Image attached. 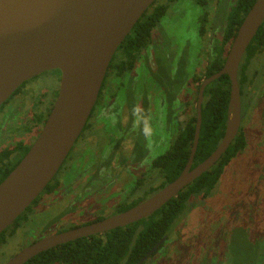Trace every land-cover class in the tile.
<instances>
[{"label":"water","instance_id":"95a60500","mask_svg":"<svg viewBox=\"0 0 264 264\" xmlns=\"http://www.w3.org/2000/svg\"><path fill=\"white\" fill-rule=\"evenodd\" d=\"M156 1L0 0V108L27 81L49 71L60 73L58 94L40 134L0 183V235L53 182L88 123L116 53ZM263 23L264 0H257L239 27L222 69L201 85L191 155L174 181L127 211L44 237L6 264H26L63 244L149 218L211 170L240 132L243 115L239 68ZM224 75L231 82L225 135L216 150L193 168L202 128L204 92ZM169 235L137 264H145Z\"/></svg>","mask_w":264,"mask_h":264},{"label":"rangeland","instance_id":"374dc122","mask_svg":"<svg viewBox=\"0 0 264 264\" xmlns=\"http://www.w3.org/2000/svg\"><path fill=\"white\" fill-rule=\"evenodd\" d=\"M157 1L160 4L166 3L168 6L166 15L156 29L158 33H155V37L159 36L161 49H157L158 45H156L157 48H152V50L160 51L157 55L163 69L159 71L157 78L159 81L165 82L167 89L166 94L163 95L164 103H161L158 95L155 96L157 108L165 106L166 109L160 112L155 110L157 108L154 106L152 107L155 126L153 135L158 143H155L153 138L149 142L150 154L148 158L145 156L146 160L139 166V169H144L149 160L165 154L174 143L176 135L172 131L173 128L170 126V129L167 128L169 120L175 117L173 111L178 108L177 104L173 103V90L176 92L185 87V84L188 85L194 72L198 69L200 76L203 77L208 51H211L216 44L223 40L227 16L235 5V0H209L207 6H201L192 0ZM206 17L208 18L205 25L207 33L203 36L202 20ZM263 61L264 59L261 58L251 68V75L258 72L255 77L256 83L264 78ZM136 72L139 75L137 80L132 76L125 79L137 82L135 92L124 98L125 106L130 108L135 105L136 98H143L144 91L148 87L149 76L143 70H136ZM49 74L43 73L40 77L29 80L19 95L10 99L0 108V129L7 121L16 120L20 114L32 116L31 108L40 99L51 98L50 100L53 101L55 92L59 89L60 73ZM176 78H180L181 81L174 86ZM259 87L264 90V80ZM116 88L115 82L112 92ZM118 96L125 95L118 94ZM181 96L182 101H185L184 91L181 92ZM153 101L155 100L153 99ZM47 103L38 107L37 114L42 112ZM159 103L161 105H158ZM254 104L257 106L249 111L252 113H249L250 116L247 114L246 122V124L248 123L246 132L250 146L226 167L217 187L206 200L199 198L191 200L188 215L180 221L177 233H174L171 236V241L146 264H264V91L254 101ZM100 115V110L96 108L92 120L99 126L88 138L85 136L83 141L86 143L81 138L78 140L74 151L58 173L57 178L62 174L66 180L70 175L75 177L79 157L86 151L85 149L93 147L92 138L100 141L99 138L102 136L116 134L117 123L113 122L111 127L108 121L100 119ZM126 117L128 114L124 112L123 121ZM109 118L111 121H116L113 115ZM30 119L28 118V124ZM182 119L186 121L188 114L183 113ZM102 124L106 125V132H103L105 126ZM10 126L15 130L19 129L15 125ZM30 126L32 125L30 124ZM22 133H26L25 141L28 142L30 137V145L34 143L35 137L31 136V130L26 132L25 129L20 128L18 134ZM100 143L102 142L100 141ZM256 143L261 149L256 146ZM128 153L120 154L123 157H128ZM71 158L72 160H70ZM136 171L132 174L135 175ZM132 180H130L131 183ZM154 183H156L155 180H149L145 186L130 196L128 203H136L146 196L149 197ZM131 185H126L124 191L117 195H110L107 190L100 194L93 191L95 198L86 206V209L82 203L81 208L74 214L72 207H67L69 200L54 201L57 198L52 195L47 196L44 201L41 199L38 204L32 206L30 211L33 213L28 212L27 219L19 224L16 232L8 235L6 244L0 245V264H6L34 241L50 236L51 229L48 231L46 222L51 220V222H63L65 225L85 224L87 215L102 203H106L111 210L119 200L127 198L132 189ZM60 190V194H62L63 188ZM79 190L76 187L71 192V197H77ZM88 197L90 194L86 195V198ZM46 200L51 201L50 205L46 204ZM178 237L180 241L174 242Z\"/></svg>","mask_w":264,"mask_h":264},{"label":"trees","instance_id":"16d2710c","mask_svg":"<svg viewBox=\"0 0 264 264\" xmlns=\"http://www.w3.org/2000/svg\"><path fill=\"white\" fill-rule=\"evenodd\" d=\"M168 1L172 2L175 0ZM192 1L201 6H205L209 0ZM256 1L257 0L236 1V4L227 16L223 40L218 43L212 51L213 54L206 67L205 77H210L222 69L225 62L227 47L233 41L244 18ZM167 10L168 6L166 3L160 4L156 1L153 4L120 46L117 55L119 54L121 57L116 60L117 55L115 56L110 66V72L116 71L117 75L123 78L128 72L135 69L139 56L148 49L152 42L153 32L162 18L166 15ZM261 58L264 59V23L248 47L239 68L238 75L241 93L246 97L251 94L253 89L258 88L260 84L259 81L256 83L255 79L258 72L251 75V68L255 66L257 60H261ZM255 59L257 60L255 61ZM262 80L260 79V81ZM198 81L201 82L202 78H198ZM23 86L20 87L10 99L17 95ZM230 91L231 82L228 75H224L211 83L205 90L202 106V128L193 167L205 161L216 150L225 135ZM46 120V116H40L38 123L42 126ZM195 126L196 116L191 117L182 127L180 134L166 155L156 161L155 166L160 168V172L167 180L159 189L164 188L174 181L185 169L191 155V148L195 136ZM246 146L245 134L241 130L226 154L211 170L203 174L176 198L172 199L149 218L104 234L81 238L63 244L55 249L39 254L26 264H137L169 233L170 235L166 242L170 241V236L178 223L188 215L191 200L194 198L206 200L217 187L226 167L235 157L246 149ZM30 148V146L23 147L20 144L17 149H15V152L20 151V153L25 155ZM8 154L12 155V150L8 151ZM1 157L0 159L4 160V156ZM19 163L20 160L16 162L12 169H7L4 172V177L1 179L0 183ZM57 186L58 184L54 182L50 183L32 205L0 235V245L4 244L8 235L14 234L19 224L27 219V215L31 212L32 206L38 204L41 196L47 191L54 190ZM131 206L121 208L120 212L127 210ZM176 233L177 231L175 234ZM176 241L178 243L180 238H176L174 242ZM158 252H156L153 257L158 255Z\"/></svg>","mask_w":264,"mask_h":264},{"label":"flooded vegetation","instance_id":"af4514ba","mask_svg":"<svg viewBox=\"0 0 264 264\" xmlns=\"http://www.w3.org/2000/svg\"><path fill=\"white\" fill-rule=\"evenodd\" d=\"M236 1L237 0H235V4H236ZM207 5H208V3L205 6H207ZM207 21H208L207 17L202 20V24L204 25V27L202 29L203 36L207 33L206 32L207 28L205 27V25L207 24ZM156 29L153 32L151 44L149 45L148 49H146L143 52V54H141L139 56V60L137 61L136 67L133 71L128 72L126 74V76L122 78V77L117 75L116 71L110 72V68H109L107 76H106L104 84H103V87H102V90H101V93H100V96H99V99H98V101L94 107V110H93V112H92V114L88 120V123H87L84 131L82 132L81 136L79 137V139L81 138V140L83 141L85 136H87L86 138H88V136L91 135L92 133H94L95 129L99 126L97 123L94 122V120H92L94 113L96 111V108H98V110H100V114H101L100 119L102 121H104V120L108 121L111 127H112L113 122H114V124L117 123L118 131L116 132V134H113V135L107 134L109 136V138H107L108 137L107 135H105V137H103V136L100 137L99 140L102 143H100V141H97V140L92 138L93 147L85 149L86 151L81 155V157H79L80 160L78 162L79 164L76 166L77 170H76L75 177L70 175L69 178L66 180L64 178L63 174L58 178L56 176L55 179L53 180V182L58 184V186L54 190H50V191L45 192L41 196L40 200L42 199V201H44L47 196H51V195L54 198H57V200H54V201L59 202L62 200H69L67 207H72V209H73L72 213L74 214V212H78L77 210L81 208L82 203L84 204V207L86 209V206L91 202L92 199L95 198V193H92L93 191H95L96 194H100V193H103L104 191L107 190L108 194L117 195V194L124 191V188L126 187V185L132 184L131 185L132 189L129 192V196L127 198L119 200L111 210L108 208L106 203H102L98 208L94 209L92 211V213L87 215V220H86L85 224H82V225H78V224L77 225L76 224L65 225L63 222H60V221L51 222V220H50L49 222H46V226H47L48 231L51 229V235L58 234V233H61V232H64V231H67L70 229L78 228L81 226H85V225H88L91 223H95V222H98V221L103 220L105 218H108V217L117 215L119 213H122L124 211L120 212L121 208L129 207V206L133 205L130 207V208H132V207L138 205L140 202L145 201L146 199H148L152 195L159 192L161 190L159 188L164 183L167 182L166 178L160 172V168L156 167L155 164H156V161L158 159H160L162 156L166 155V153L170 149L165 154H163L162 156L155 158V159H152V160H149L148 165H146L144 169H139L140 168L139 166L143 163V161L146 160V157L148 158V156L150 154V151L148 148L149 142H151V140L153 138L155 143H158L156 141L157 139L153 135V132L155 130V126H154V120H153V115H152V111H151L153 106H154V108H157V100L155 99V96L158 95L159 100L161 99V101H162L161 103H164L163 102L164 101L163 95L166 94V90H167L165 88V82L159 81L157 78L159 71H162L163 68L161 66L162 64L160 63L161 60H160V58H158V55H157L158 52H160V51H157V49H161V47L159 44V36L155 37V35H156L155 33L156 32L158 33V31ZM223 37H224V33H223ZM157 41H158V43H157ZM156 45H158V48L156 47ZM230 46H231V44L227 47V52H228ZM155 47L157 49L152 50V48H155ZM213 49L211 51H208L207 59L205 60L206 61L205 62V71L203 72L204 73L203 77L200 76L199 69H198L194 72V75H193L191 81L188 83V85L185 84V87H183L182 89H180L176 92H175V90H173V99H174L173 103H176L178 108L176 111H173L175 117H173L171 120H169L170 123L168 122L167 128L169 126L173 128L172 131L176 135L175 140L178 137V135L180 134L182 127L189 121V119L191 117L196 116V123H197V105H198L199 91H200L201 85L204 82V80L206 78H208V77H205V72H206V67L208 65V62L211 58V55L213 54V52H212ZM117 53H116V55H117ZM226 55H227V53H226ZM120 57H121V55L118 54L116 60L120 59ZM225 59H226V57H225ZM256 60L257 59H255V61ZM136 70H143L149 76V80L147 82L148 87L144 91L143 98H136L135 97L136 98L135 103H134L135 105L134 106L132 105L130 108L129 106H125L124 98L129 96V95L131 96L135 92V89H137L136 80L139 78V75L137 74ZM54 72H58V71H49V72H45V73L51 74ZM41 75H39L35 78H38ZM128 76H132L136 80L126 81L125 79ZM198 78H202V81L199 82ZM164 79H166V78H164ZM108 80H109V83H108ZM175 80H176V82H175L174 86L176 85L177 82L181 81L180 78L179 79L176 78ZM263 80H264V78H263ZM262 81H260V83ZM115 82L117 84V88H116V90H114V92H112L113 86L115 85ZM25 85L23 86V88L25 87ZM59 86H60V82H59ZM259 86H260V84H259ZM259 86H258V88L253 89L249 96L246 97V96L242 95L243 120H242V125H241L240 131L242 130L245 134V139L247 142L246 148L248 146H250L249 142H248V137H247L248 133L246 132L247 124H248V123L246 124V122L248 120L247 114H249L250 113L249 111L253 110V108L257 106V104L253 105V103L256 99H258L263 94L264 90L262 88H260ZM182 91H184V96L186 97L185 101H182V96H181ZM19 92L17 93V95H19ZM57 94H58V91L55 92V98L53 99V101L50 100L51 98L49 97L50 99H47V98L40 99V101L36 105L33 104L32 108H31V111L33 112L32 116L31 115L26 116V114H25V116H26L25 117V116H22L20 114L17 116L16 120L12 119V120L7 121L5 123V125L0 129V157L4 156L3 157L4 160L0 159V181L4 177V172L7 169H12V167L16 164V162L18 160L21 161L23 159V157L26 155V154L24 155V154L20 153V151H17V150H16L17 152H15V149H17V147L20 144L23 147L24 146H30L31 147L33 145V143L31 145L29 143L30 137L28 139V142L25 141L26 133H22L19 135L18 130L20 128L25 129L26 132L31 130L32 131L31 136L35 137L33 140L35 142V140L37 139L38 135L40 134V132L44 126V124L41 126L40 123H38V119L40 116H46L48 118V116L51 112V109L53 107V104L56 100ZM118 94H122L125 96L120 97V96H118ZM17 95H15L14 98ZM153 99L155 101H153ZM139 100H141V101L138 103ZM46 102H48V103H47V105L44 106L42 112L37 114L38 107H40V105L43 106ZM203 102H204V100H203ZM161 103H159L158 105H161ZM124 106H125V110H124ZM137 107L140 109V112L137 115H133V109L137 108ZM165 109H166V107L164 106V107H158L155 110H159L160 112H162V111H165ZM18 110H21V108H18ZM262 110H263V108L261 106V111ZM124 112H126L128 114V117H126V119L123 121V113ZM183 113L188 114V119L186 121H184L182 119ZM251 113H252V111H251ZM250 114H249V116H250ZM112 115L114 116V118H116V121L110 120L109 116H112ZM140 117H147L148 118V123L150 124V129H151L150 135H148V136H145L143 134V121L141 119H139ZM28 118H31L29 124L27 123ZM163 118L165 119V115ZM90 122H91V124H90ZM30 124L33 127L30 126ZM37 124H39V125H37ZM10 125H15L19 129L15 130ZM102 125H104V124H102ZM244 125H245V127H244ZM104 126H105V128H104L103 132H106L107 127H106V125H104ZM170 127H169V129H170ZM195 129H196V126H195ZM248 129H250V128L248 127ZM173 132H172V134H173ZM107 139H109L108 142H107ZM78 140H77V142H78ZM77 142H76V144H77ZM83 142L86 143V141H83ZM76 144H75V146H76ZM75 146H74V148H75ZM256 146L261 149V147L258 145V143H256ZM74 148L71 151V153L74 151ZM11 150H12L13 154L9 155L8 151H11ZM122 152H126V153L129 152L128 157L121 156L120 153H122ZM71 153H70V155H71ZM69 156L67 157V159H66L64 165L61 167V169L65 166ZM79 158H77V159H79ZM70 160H72V158ZM193 165H194V163H193ZM61 169H60V171H61ZM134 171H136L135 175L132 174V172H134ZM131 179H133L132 183L130 181ZM64 180H65V182H64ZM149 180H155L156 181V183H154L152 185V188H151L152 191H151L150 196L149 197L146 196L136 203H133V202H132V204L128 203L130 196H132L138 190H140L143 186H145V184H147L149 182ZM62 183H63V186H62ZM96 184H98V185L96 186ZM76 187H78V189H80L78 191L79 195L77 197H71L70 194ZM61 188H63L62 194H60ZM87 194H90V197L86 198ZM50 203H51V201L46 200V204L50 205ZM130 208H128V209H130ZM127 210H125V211H127ZM31 213H33V212L31 211ZM179 223H178V225H179ZM177 228H178V226L175 228L172 235L177 231ZM171 236H170V238H171ZM170 241H171V239H170ZM34 242H36V241H34ZM168 242H166L165 244L163 243L164 244L163 247L162 248L160 247L161 249L159 248L160 249V250H158L159 252L157 251L158 254L160 253V251L165 247V245ZM4 244H6V242ZM156 256H154V257L152 256L151 258H155ZM145 263H147V262H145Z\"/></svg>","mask_w":264,"mask_h":264},{"label":"clouds","instance_id":"9594fccd","mask_svg":"<svg viewBox=\"0 0 264 264\" xmlns=\"http://www.w3.org/2000/svg\"><path fill=\"white\" fill-rule=\"evenodd\" d=\"M139 112H140V109L138 107L133 109V115H137ZM139 119L143 121V134L145 136L150 135L151 129H150V124L148 123V118L140 117Z\"/></svg>","mask_w":264,"mask_h":264}]
</instances>
